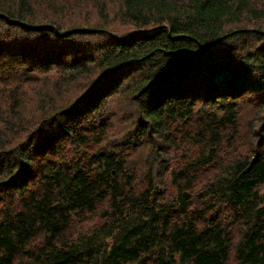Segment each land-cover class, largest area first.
<instances>
[{"label":"trees","instance_id":"16d2710c","mask_svg":"<svg viewBox=\"0 0 264 264\" xmlns=\"http://www.w3.org/2000/svg\"><path fill=\"white\" fill-rule=\"evenodd\" d=\"M63 1L0 0V264H264V0Z\"/></svg>","mask_w":264,"mask_h":264},{"label":"rangeland","instance_id":"374dc122","mask_svg":"<svg viewBox=\"0 0 264 264\" xmlns=\"http://www.w3.org/2000/svg\"><path fill=\"white\" fill-rule=\"evenodd\" d=\"M71 1L72 0H67L65 2L63 1L61 3L62 7L59 6L60 8H63L64 10L68 9L67 11H65V12H67L65 14V18L67 19L66 20V25L69 22H73V24H84V23H87V24H90V25H94L95 23L101 21L99 9H98L96 3L93 0H87V1H84V2L82 1L80 3H77V0H76V5L72 4ZM51 15L54 16L55 12L51 11ZM60 18H61V16L59 17V21L63 20V19H60ZM40 82L41 81L38 78H35V80L32 81L27 86V90H30L29 91L30 94L36 95L37 92H40V91L42 92V91H45V90L48 89V88H46V85L43 86V85L39 84ZM50 83L51 82H49L48 84L50 85ZM37 98H38V100H36V101L38 102L39 99H40V96H37ZM243 102H245V100H243ZM255 114H256L255 108L252 105L250 106L249 111L247 113L246 112H241V115L246 117V118L253 117V116H255ZM182 147H185V149L180 151V153H179L180 155L190 156V155H192V153L194 151H196L195 147L193 145H191L190 143H188V144H186V145H184ZM248 147L249 146H245L244 150H247ZM174 149H176L175 151H177L178 147H176ZM175 151L173 152V154H175ZM178 156H179L178 154L175 155V157H178ZM171 157H174V156H171ZM73 242H75V241H73Z\"/></svg>","mask_w":264,"mask_h":264},{"label":"bare ground","instance_id":"6f19581e","mask_svg":"<svg viewBox=\"0 0 264 264\" xmlns=\"http://www.w3.org/2000/svg\"><path fill=\"white\" fill-rule=\"evenodd\" d=\"M51 36V35H50ZM42 37H45V36H42ZM41 38V37H40ZM38 41V40H37ZM105 42V41H104ZM49 43V42H48ZM41 46V45H40ZM99 47H101V46H99ZM98 50V49H97ZM97 53V52H96ZM97 56H99V55H97ZM93 57H96V56H93ZM95 61H96V59H95ZM94 62V61H93ZM98 62V61H97ZM99 63V62H98ZM98 66V65H97ZM93 67V66H92ZM102 68V67H101ZM100 68V69H101ZM94 69V68H93ZM96 70V69H95ZM62 88V87H61ZM242 97V96H241ZM240 97V98H241ZM53 98V97H52ZM245 98V97H244ZM239 99V98H238ZM246 99V98H245ZM246 101V100H245ZM242 103V102H241ZM58 104V103H57ZM240 104V103H239ZM58 106V105H57ZM243 106V105H242ZM241 107V106H240ZM54 108H56V106L54 107ZM56 109H58V108H56ZM55 109V111H57ZM51 110V109H50ZM52 112V111H51ZM59 115V114H58ZM50 117V116H49ZM60 121H62V120H60ZM49 122V121H48ZM53 124V123H52ZM152 132V131H151ZM156 133V132H155ZM147 135V134H146ZM149 135V134H148ZM156 137V136H155ZM157 138V137H156ZM159 138V137H158ZM134 139V138H133ZM150 139H152L151 137H150ZM137 144V143H136ZM165 144V143H164ZM131 146V145H130ZM135 146V145H134ZM166 147V146H165ZM130 151H132V150H130ZM138 151V150H137ZM133 152V151H132ZM20 189V188H19ZM18 192V191H17ZM21 196V195H20ZM16 198V197H15ZM131 200V199H130ZM15 201V200H14ZM18 201V200H17ZM117 202V201H116ZM121 202V201H120ZM14 204V203H13ZM16 204V203H15ZM200 206V205H199ZM13 207V206H12ZM25 216H28V215H25ZM29 222H30V220H28ZM34 225H35V223H34ZM34 227V226H33ZM36 227V226H35ZM37 228V227H36ZM22 229V228H21ZM22 231V230H21ZM32 231V230H31ZM35 231V230H34ZM94 253V252H93ZM93 255V254H92ZM95 255V254H94ZM84 256V255H83ZM81 257V256H80ZM97 257V256H96ZM79 260V259H78ZM80 262V261H79ZM91 263V262H90ZM75 264H78L77 262L75 263ZM80 264V263H79Z\"/></svg>","mask_w":264,"mask_h":264}]
</instances>
